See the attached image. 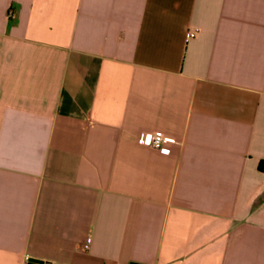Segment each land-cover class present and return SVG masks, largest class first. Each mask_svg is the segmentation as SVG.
I'll return each instance as SVG.
<instances>
[{
	"label": "crops",
	"instance_id": "1",
	"mask_svg": "<svg viewBox=\"0 0 264 264\" xmlns=\"http://www.w3.org/2000/svg\"><path fill=\"white\" fill-rule=\"evenodd\" d=\"M32 259L264 264V0H0V264Z\"/></svg>",
	"mask_w": 264,
	"mask_h": 264
},
{
	"label": "built area",
	"instance_id": "2",
	"mask_svg": "<svg viewBox=\"0 0 264 264\" xmlns=\"http://www.w3.org/2000/svg\"><path fill=\"white\" fill-rule=\"evenodd\" d=\"M15 15V12L11 10V16ZM196 34V29H191L189 36L193 37ZM176 139L169 134H166L162 130L144 131L139 134V142L153 146L163 154H170L172 152L173 145L176 143ZM92 238H87L85 248L88 249Z\"/></svg>",
	"mask_w": 264,
	"mask_h": 264
},
{
	"label": "water",
	"instance_id": "3",
	"mask_svg": "<svg viewBox=\"0 0 264 264\" xmlns=\"http://www.w3.org/2000/svg\"><path fill=\"white\" fill-rule=\"evenodd\" d=\"M31 261L34 262V263H37V264L42 263L41 260H38V259H32Z\"/></svg>",
	"mask_w": 264,
	"mask_h": 264
}]
</instances>
